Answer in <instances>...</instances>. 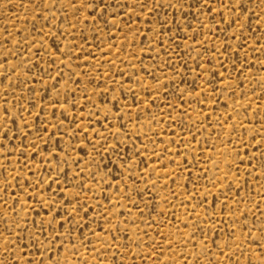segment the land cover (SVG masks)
I'll return each instance as SVG.
<instances>
[{
  "label": "rangeland",
  "instance_id": "374dc122",
  "mask_svg": "<svg viewBox=\"0 0 264 264\" xmlns=\"http://www.w3.org/2000/svg\"><path fill=\"white\" fill-rule=\"evenodd\" d=\"M0 264H264V0H0Z\"/></svg>",
  "mask_w": 264,
  "mask_h": 264
}]
</instances>
